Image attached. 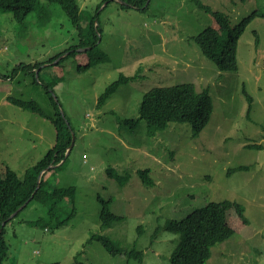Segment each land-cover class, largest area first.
Returning a JSON list of instances; mask_svg holds the SVG:
<instances>
[{
  "label": "rangeland",
  "instance_id": "rangeland-1",
  "mask_svg": "<svg viewBox=\"0 0 264 264\" xmlns=\"http://www.w3.org/2000/svg\"><path fill=\"white\" fill-rule=\"evenodd\" d=\"M75 1L78 28L58 4L45 0H39L43 14H32L22 25L10 14L0 15V173L8 166L23 175L71 135L52 179L67 191L66 214L71 205L75 209L65 226L51 230L27 224L45 217L44 207L31 203L5 227L9 248L3 264H171L177 236L162 230L155 237V230L169 220H186L207 203L222 204L234 231L211 249L207 263L264 264V0H151L145 11L118 1ZM195 1L227 15L232 26L256 13L238 41L236 72L217 70L192 41L216 26ZM94 16L98 49L109 61L78 72L87 63L86 52L67 58L61 53L89 32ZM19 64L39 65L35 77L39 71L59 104L58 129L10 102L8 97L34 101L55 118L44 88L18 70ZM137 73V80L120 85L98 106L120 75ZM182 84L209 93L213 109L203 130L170 124L147 137L141 121L121 125L138 118L145 93ZM239 166L248 169L228 175ZM147 169L151 187L137 175ZM97 196L109 200L110 211L122 220L102 228ZM94 234L109 237L118 248L141 251L142 261L111 256L99 242H88Z\"/></svg>",
  "mask_w": 264,
  "mask_h": 264
},
{
  "label": "trees",
  "instance_id": "trees-1",
  "mask_svg": "<svg viewBox=\"0 0 264 264\" xmlns=\"http://www.w3.org/2000/svg\"><path fill=\"white\" fill-rule=\"evenodd\" d=\"M106 1H118L125 8L145 11L151 0ZM45 2L47 4H58L71 25L78 28L80 9L75 0H45ZM195 4L199 9L214 17L216 26L206 28L195 37H192V41L197 45L201 54L213 63L217 70L220 72H236L238 68L236 60L238 41L251 19L256 16V13L253 12L242 19L237 25L232 26L227 15L213 12L199 1H195ZM44 10L45 8L39 0H0V15L10 14L12 21L17 25L24 24L32 14L40 16ZM96 17L94 16L90 20L88 26L89 32L85 35L80 34L79 42L61 53L67 52V55L64 57L67 58L80 54L81 52H78L77 49L89 48V50L85 51L87 63L83 67L78 68V72H83L96 64L109 61L108 56L98 49L99 28L98 25H93ZM61 54L54 56L47 63H52ZM38 67V64H19L17 69L26 71L35 83H39L44 88L55 109V118L49 119L34 101L8 98L14 106L22 111L37 114L51 121L54 127L58 129V120L61 118L59 104L52 97L48 86L40 80L39 71L37 72V77H35L34 71ZM138 76V73L131 77L120 75L101 94L98 99V106L103 105L120 85L134 82ZM242 93L250 105L251 98L244 89ZM212 109V100L209 97L208 91L197 92L191 84L153 88L143 95L138 108V118L121 121V125L134 124L141 121L145 125L147 137H154L158 132L167 129L170 124H187L194 132H199L207 126ZM249 112L250 106L248 108ZM71 139L72 136L70 135L68 140L63 141L59 147H53L48 150L37 163L28 167L21 176L17 175L8 166L4 167L0 173V264H3L6 259L9 248L3 239L5 227L16 219L31 203H37L45 209V217L27 222L31 226L49 227L51 230H56L65 226L74 217L75 209L73 205L69 207L68 214H66L67 208L63 209L62 206L65 205L68 199L67 191L65 188L55 186L52 179V173L55 168L49 169L50 166H57L65 158V152L71 143ZM246 148H259V146L248 145ZM247 169L244 166L229 169L228 175ZM43 170L47 171L41 176L38 189L36 190L38 176ZM107 173L111 175L110 170H107ZM149 174L150 170L148 169L137 172V175L142 179V183L145 186L151 187L153 186V180L149 177ZM120 181L122 182V180ZM97 202L99 204V219L102 228H109L114 222L122 220V217L116 216L110 211L109 200H104L102 197L97 196ZM25 203V207L15 217L8 220ZM235 211L244 221L245 219L239 205H235ZM224 212L222 204L211 205L207 203L203 207L193 210L186 220H169L162 228H157L154 232L155 237L162 230L177 236L170 257L171 264H208L211 249L215 245L229 239L234 233L226 223ZM192 214L193 216L190 217ZM5 221H7L6 224L1 228V224ZM88 242H99L111 256L125 255L129 259L142 261L143 254L141 251H137L135 248L131 250L118 248L107 236L94 234Z\"/></svg>",
  "mask_w": 264,
  "mask_h": 264
},
{
  "label": "water",
  "instance_id": "water-1",
  "mask_svg": "<svg viewBox=\"0 0 264 264\" xmlns=\"http://www.w3.org/2000/svg\"><path fill=\"white\" fill-rule=\"evenodd\" d=\"M87 50H89V48L81 49L80 52H85V51H87ZM68 151H69V150H68ZM54 168H56V166H50V167H49V169H54ZM46 171H47V170H43V171L39 174L38 179H37L36 190L38 189V186H39V180H40L41 176H42ZM25 205H26V203H25L24 205H22L20 208H18V209H17V210H16V211H15V212L9 217V219L15 217L16 214H17L18 212H20V211L25 207ZM9 219H8V220H9ZM8 220H7V221H8ZM7 221H5V222H3V223L1 224V228L4 227V225L6 224ZM0 233H1V229H0Z\"/></svg>",
  "mask_w": 264,
  "mask_h": 264
}]
</instances>
